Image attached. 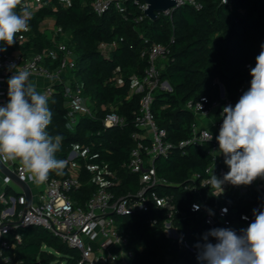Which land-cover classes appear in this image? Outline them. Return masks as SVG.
Wrapping results in <instances>:
<instances>
[{
  "label": "trees",
  "instance_id": "16d2710c",
  "mask_svg": "<svg viewBox=\"0 0 264 264\" xmlns=\"http://www.w3.org/2000/svg\"><path fill=\"white\" fill-rule=\"evenodd\" d=\"M199 1L203 5L200 11L180 7L172 19L159 15L153 22L146 17L139 20L144 15L143 3L136 4L133 0L127 2L124 15L113 7L102 17L93 11L94 0H39L40 8L29 21L30 31L18 33L16 43L0 52V56L19 53L29 58L54 51L65 39V44L75 51L76 69L69 78L73 86L84 90L86 98L94 105L95 116L82 117L80 123L71 128L66 117L64 85H59L49 99L53 115L47 131L64 137L62 149L56 154L58 159L67 161L77 146L92 148L84 164L82 190L74 195L81 204L98 190L92 182L94 174L86 165L117 172L120 185L114 192L118 197L140 189L138 176L124 166L134 147L132 135L136 131L135 118L142 98L135 93V87L148 67L143 53L150 51L153 45H165L171 50L168 61L160 68L161 83L168 82L172 91L158 89L154 93L153 113L159 127L166 129L174 142L189 138L190 128L196 121L195 115L186 109L189 102L202 98L219 101V86L223 85L228 98L236 104L242 95L239 91L250 87L249 71L255 66V58L264 44V0H229L227 4L224 0ZM30 2L22 0V5L31 11ZM51 21L55 27L52 39L42 32L44 23ZM114 42L118 47L106 58L100 46ZM59 63L58 58H52L47 65L54 69ZM111 105L118 108L126 123L123 128L104 130L102 119L106 112L103 108ZM209 150L208 146L193 148L185 157L175 153L168 160L159 159L156 162L158 174L182 184L189 175L203 172L211 164ZM68 176L67 165L62 175L53 171L48 178L64 180ZM170 192L176 197L178 207L175 223L182 236L178 242L166 238L165 216L160 213V222L153 228L147 222V215L114 216L120 233L130 238L127 250L135 254L131 264H206L197 259V254L187 252L183 242L195 248L209 230L226 228L210 227L202 213H190L192 198L182 189L171 188ZM9 195L17 196V192L9 189ZM262 197L263 191L251 189L246 195L228 199L226 205L247 213L253 221L252 208L260 204ZM2 209L0 205V212ZM232 230L241 234L242 229ZM17 235L21 238L20 244L15 248H2V242H15ZM209 240L216 243L212 237ZM6 259L11 260L9 264H83L79 250L71 249L39 227L20 228L5 235L0 240V264H5Z\"/></svg>",
  "mask_w": 264,
  "mask_h": 264
},
{
  "label": "built area",
  "instance_id": "2783aa9c",
  "mask_svg": "<svg viewBox=\"0 0 264 264\" xmlns=\"http://www.w3.org/2000/svg\"><path fill=\"white\" fill-rule=\"evenodd\" d=\"M174 1L179 3L178 8L189 6L197 11L203 9L199 0ZM127 2L129 0H94L92 7L98 17H102L113 7L124 15L127 11ZM141 9L144 15L139 19L140 21L146 17L147 6L143 3ZM163 15L172 19L173 10ZM117 47V42L101 45L100 51L103 56L109 58ZM170 54V48L161 44H155L150 51L143 53V57L148 60V67L135 87V93L141 94L142 98L135 118L136 131L132 135L134 147L131 150L129 162L124 167L138 176L140 189L136 193L118 197L114 192L120 185L118 173L106 167L86 165V168L94 174L92 182L96 184L98 190L81 204L74 195L81 192L83 187L82 173L84 164L91 155L90 146H77L71 152L67 159L69 176L64 180L48 178L46 182L37 184L27 179L18 162L4 163L30 186L33 198L30 210L25 213L26 196L18 187L17 196H7V191L13 189L11 186L15 184L0 172L4 186L3 193L0 195V205L3 207L0 212V240L20 228L39 227L61 239L71 249L79 250L83 264H131L135 254L127 250L130 238L120 233L114 216L147 215L149 216L147 222L153 228L160 222L161 216L158 217L160 213L165 216L166 238L172 242H178L182 236L175 223L178 207L176 197L170 192L171 188L182 189L192 198L189 206L190 213H202L206 225L229 229L247 228L252 221L251 216L247 213H240L238 209L230 208L226 205V201L236 195H246L251 189L264 192V178H258L246 186L225 184L224 192L219 197L212 196L210 188L205 186L209 174L207 170L213 169L214 174L220 178H223L224 174L229 171L225 164V157L216 152L219 145L215 139L222 124V108L228 105L235 106L228 98L226 91L223 96L222 87L224 86H219V101L211 102L202 98L198 102L187 104L186 109L196 117L195 123L190 128L189 138L174 142L169 139L167 130L160 128L157 124L153 113L154 93L158 89L167 88L161 83L160 66L168 61ZM52 58H58L60 61L57 68L48 67V59ZM76 61L75 51L65 43L58 44L54 51L48 50L29 58L19 53L0 56V105L7 103V89L4 86L13 73L11 66L15 65L18 69L29 70L32 73L30 80L36 78L49 80L51 84L41 91L49 99L55 94L56 86L64 85L66 117L71 128L78 125L82 117L94 118V105L86 98L84 90L79 86H73L72 78H69V74L76 69ZM118 80L121 83L120 79ZM247 90L248 87H243L239 92L243 94ZM103 110L106 112V116L102 119L104 130L125 126L126 121L118 113L117 107L111 105ZM208 130L213 139L206 143L202 138V133ZM206 146L210 147L209 154L212 161L203 172L192 173L182 184H175L159 176L157 160H168L175 153L185 157L191 149ZM194 204L200 206L199 211L193 210ZM224 208H227L226 213L222 212ZM253 209H264V197L260 204L253 206L252 212ZM18 222L20 223L16 225ZM20 243L21 238L17 235L15 242L4 241L1 245L2 248H15ZM183 247L190 254H197V250L187 241L183 242ZM10 261L6 259L4 263L9 264Z\"/></svg>",
  "mask_w": 264,
  "mask_h": 264
},
{
  "label": "clouds",
  "instance_id": "9594fccd",
  "mask_svg": "<svg viewBox=\"0 0 264 264\" xmlns=\"http://www.w3.org/2000/svg\"><path fill=\"white\" fill-rule=\"evenodd\" d=\"M227 3V0H224ZM19 6V11L17 8ZM32 12L22 0H0V52L16 43L18 33L30 31ZM7 80V103L0 105V162H18L27 179L42 184L50 172L62 175L67 161L58 159L64 137L47 129L52 121L49 98L30 80L32 73L12 65ZM250 87L235 106L222 108V124L215 137L219 154L229 171L220 178L208 171L205 186L219 197L224 185H250L264 178V44L250 68ZM207 142L211 132L202 133ZM200 206L194 204L193 210ZM223 213L227 208L222 209ZM211 214V210H209ZM254 220L241 234L228 228H214L195 245L197 259L206 264H264V209H253ZM247 219V217H244ZM212 237L216 243L209 240Z\"/></svg>",
  "mask_w": 264,
  "mask_h": 264
},
{
  "label": "water",
  "instance_id": "95a60500",
  "mask_svg": "<svg viewBox=\"0 0 264 264\" xmlns=\"http://www.w3.org/2000/svg\"><path fill=\"white\" fill-rule=\"evenodd\" d=\"M135 3H144L147 6L145 10V15L150 21H156L159 15L165 14L169 10H173V14L179 9L177 5L178 2L174 0H133ZM164 86L168 88L169 91H172V88L168 82L164 83ZM225 87H222L223 96L225 95ZM0 172L7 178H9L22 193L26 196L27 204L25 206V213L28 212L32 205V191L30 186L22 181L16 173L9 169L4 163L0 162ZM18 222L16 225H18Z\"/></svg>",
  "mask_w": 264,
  "mask_h": 264
},
{
  "label": "rangeland",
  "instance_id": "374dc122",
  "mask_svg": "<svg viewBox=\"0 0 264 264\" xmlns=\"http://www.w3.org/2000/svg\"><path fill=\"white\" fill-rule=\"evenodd\" d=\"M38 3L39 2L37 0H31V2H30V8H31L32 14H34L37 11V9L39 7V4ZM42 32H43V34L46 37L52 39L54 37V33H55V29H54L53 22L51 21V22L44 23V25L42 26ZM66 42H67V39L63 40L62 43H66ZM165 90H168V89L165 88ZM2 179H3V177L1 176L0 177V182H2L1 181ZM16 191H18V188H16Z\"/></svg>",
  "mask_w": 264,
  "mask_h": 264
},
{
  "label": "crops",
  "instance_id": "0c3cea01",
  "mask_svg": "<svg viewBox=\"0 0 264 264\" xmlns=\"http://www.w3.org/2000/svg\"><path fill=\"white\" fill-rule=\"evenodd\" d=\"M39 4V3H38ZM40 6V5H39ZM38 9H39V7H38ZM37 9V10H38ZM53 24H54V22H53ZM54 29H55V27H54ZM112 54V53H111ZM110 54V55H111ZM32 81H34L36 84H37V87H38V91H42L45 87H47L48 85H50L51 84V82L49 81V80H44V79H39V78H36V79H33ZM4 88H6L7 90H8V85L6 84L5 86H4ZM3 184H2V182H0V195L3 193ZM13 189L12 190H14L15 192H17L16 191V188H17V186L16 185H14V186H11ZM19 192V191H18ZM116 249H114V251H115Z\"/></svg>",
  "mask_w": 264,
  "mask_h": 264
}]
</instances>
